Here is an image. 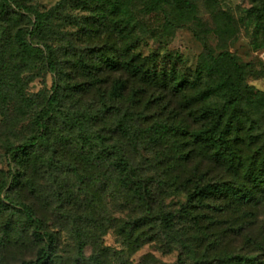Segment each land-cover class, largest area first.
Listing matches in <instances>:
<instances>
[{
	"label": "trees",
	"instance_id": "16d2710c",
	"mask_svg": "<svg viewBox=\"0 0 264 264\" xmlns=\"http://www.w3.org/2000/svg\"><path fill=\"white\" fill-rule=\"evenodd\" d=\"M242 1L263 49L264 0ZM200 3L216 27L233 18L221 0H0V264H134L145 240L178 264H264L263 72L203 39L191 73L134 52L154 36L140 15L197 32Z\"/></svg>",
	"mask_w": 264,
	"mask_h": 264
},
{
	"label": "rangeland",
	"instance_id": "374dc122",
	"mask_svg": "<svg viewBox=\"0 0 264 264\" xmlns=\"http://www.w3.org/2000/svg\"><path fill=\"white\" fill-rule=\"evenodd\" d=\"M58 0H35L36 4L41 8H47L55 4ZM249 4L242 0H221V8L232 13L233 18L225 20L216 27L212 18L205 11L202 3L199 4L201 10V21L197 32H193L191 27L183 26L173 34L164 32L163 20L156 15L141 16L148 29L151 30V39L145 40L139 49L134 52L138 55L139 60L146 62L154 61L156 64L169 60L170 66L177 65L181 72L191 73L196 65L198 56L203 49L205 41L213 48L219 50L227 48L235 51L242 60L249 65V69L253 71H261L263 75L260 77L249 76L248 83L254 85L264 91V48L256 50L251 40V27L240 18V8L247 7ZM199 32V33H198ZM203 39V42L202 40ZM44 82L37 79L29 88L31 94H36L43 88ZM8 120L0 116V135L7 128ZM28 120L23 121L18 127L20 135L27 131ZM0 140V167L6 164L4 158V149ZM202 164H206L203 162ZM188 172V168L184 170ZM109 205L112 212L117 218H127L131 212L130 204L124 199H112L108 197ZM119 201V202H118ZM181 198L176 195H170L164 199L167 209H175L180 204ZM261 224L251 227L250 232L257 238L264 237V230ZM236 241V238L234 239ZM71 242V241H69ZM238 243L242 244V239H238ZM103 244L111 249L112 256L118 254L124 249V238L115 230H110L103 238ZM74 249L73 246L70 247ZM168 247L162 246L159 242L146 240L142 242L141 249L132 257L134 264H178V252L170 251ZM61 253L59 259H61Z\"/></svg>",
	"mask_w": 264,
	"mask_h": 264
}]
</instances>
